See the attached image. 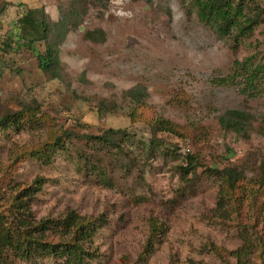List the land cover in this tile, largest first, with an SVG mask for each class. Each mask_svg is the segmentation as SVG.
I'll return each instance as SVG.
<instances>
[{
    "label": "rangeland",
    "instance_id": "rangeland-1",
    "mask_svg": "<svg viewBox=\"0 0 264 264\" xmlns=\"http://www.w3.org/2000/svg\"><path fill=\"white\" fill-rule=\"evenodd\" d=\"M246 1L249 8H264V0ZM1 7L0 36L27 9H41L52 22L61 12H79L76 27H67L58 46L57 80H46L29 51L0 50V115L30 105L49 118L0 132V172L18 157L8 185L39 184L26 201L29 219H59L67 212L80 219L102 216L105 224L85 242L94 257L84 264H235L231 253L250 235L242 228L249 221V200L240 196L247 215L242 219L225 200L218 209L222 181L207 168L242 163L246 183L259 177L264 92L248 97L240 92L239 76L233 80L240 85L225 81L233 76L235 61L247 59L251 68L264 64V15L247 38L234 39L233 29L221 36L200 23L188 0H0ZM96 30L102 40L85 38ZM131 89L142 92L139 102L126 95ZM99 103L109 111L98 112ZM139 104L143 118L168 121L179 135L162 134L167 142L148 148L145 122L127 117ZM229 109L253 115L247 138L220 130L216 118ZM107 129L124 134L117 139L119 148L80 137L65 141L49 161L21 155L52 132L96 137ZM227 149L233 154L226 162ZM185 153L201 163L186 177L179 171ZM8 185L0 188V202L5 203ZM150 219L163 224L164 232L138 261ZM7 258L12 264L59 263L47 256L16 258L10 251Z\"/></svg>",
    "mask_w": 264,
    "mask_h": 264
},
{
    "label": "trees",
    "instance_id": "trees-1",
    "mask_svg": "<svg viewBox=\"0 0 264 264\" xmlns=\"http://www.w3.org/2000/svg\"><path fill=\"white\" fill-rule=\"evenodd\" d=\"M188 7L193 10L197 20L208 26L217 35H230L234 30L233 38H247L257 25L264 8L258 5L249 8L246 0H188ZM72 8L76 9L72 5ZM2 7L0 8V10ZM71 9V10H74ZM253 9V12H252ZM252 12V13H251ZM186 13H190L187 10ZM79 12H61L57 22L50 21L49 17L41 9H27L20 14L16 20L15 27L0 36V50L12 51L18 55L21 49L29 51L35 59L37 69L43 74L47 81L57 80L60 76L61 67L58 60V46L63 36L67 32V27H76L74 18ZM85 38L95 42L102 40L103 33L99 30L86 32ZM264 43V42H263ZM264 58V47L261 53ZM233 76L222 80L230 83L233 81L240 85L239 81L233 78L239 76L242 79L243 87L241 93L248 97L259 96L260 91L264 92V64H256L250 67L247 59L242 62H234ZM135 102H139L142 92L138 89H131L126 92ZM144 105L139 104L136 108L128 110L130 122H145L149 128V141L146 146H163L166 141L159 138L162 134L171 136L179 135V131L170 122L159 118H143L141 109ZM99 111H109L105 104L99 103ZM48 116L39 114L36 108L30 105H20L14 110H6L0 115V132L8 130H19L27 123L39 125L41 122L47 123ZM253 115L238 109L225 110L217 116V124L222 132H229L234 137L247 138V133L251 129ZM264 122V121H263ZM259 134L264 138V130L261 128ZM86 138L95 140L98 144L110 145L119 148L120 139L124 140V134L120 135L119 130L107 129L96 137L78 136L68 130L52 132L48 138L34 149L21 152L22 156L49 161L51 155L56 150L64 147V142L70 138ZM118 139V141H117ZM173 150H177V145H172ZM232 152L227 149V155L223 160L227 162L232 156ZM183 165L179 166V171L183 176L193 173L201 166L200 161L190 154H183ZM18 159L15 156L11 163L6 164L0 172V188L8 185L9 174L14 162ZM207 168L208 172L218 175L222 181L219 191L218 209L222 208L224 200L230 203L231 213L236 218H245L249 215L248 224L242 227L250 231L249 238L241 237V246L235 249L231 256L235 264H263L264 261V158L259 161V177L253 183H246L243 176V164H227L221 169ZM40 189L37 181L30 187L15 189L8 185V196L0 202V264H12L7 258L10 251L12 257L30 258L52 257L59 261L58 264H84L87 259L93 258V252L88 251L85 242L92 237L95 231L105 224L102 216L94 219L77 218L71 212H67L59 219L44 218L37 222L29 219L30 213L26 201L30 200L33 193ZM249 200L247 215L243 216V202L241 195H246ZM3 195H0V200ZM238 207V208H237ZM163 224L150 219L148 223V236L143 245L142 251L137 258L149 255L152 249V242L157 234H163ZM213 251L220 255V251L213 248ZM250 258H253L251 260Z\"/></svg>",
    "mask_w": 264,
    "mask_h": 264
}]
</instances>
